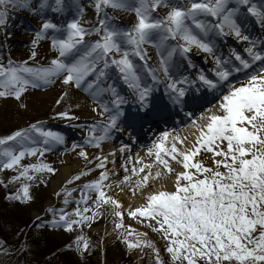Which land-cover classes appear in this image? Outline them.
I'll use <instances>...</instances> for the list:
<instances>
[{"label": "snow or ice", "instance_id": "6c2138e0", "mask_svg": "<svg viewBox=\"0 0 264 264\" xmlns=\"http://www.w3.org/2000/svg\"><path fill=\"white\" fill-rule=\"evenodd\" d=\"M32 2L33 0H0V26L7 23L9 6L13 9H30ZM137 2L138 6H133L130 0H96L97 13L102 7L135 11L138 22L127 31H121L111 25L107 14L105 19L98 20V25L91 28H84L79 20L68 23L66 29L51 21H44L35 34L32 47L35 49L40 40L46 39L49 30L53 33L66 32L64 36H52L51 46L58 53L57 58L52 59L48 67L36 69L27 67V62L13 65L9 60L7 67L0 63V98L11 96L19 100L29 86L51 84L61 75L64 76L65 85L74 82L79 88L87 77L95 74V82H89L85 90L94 89L91 93L94 100L104 92H110L112 96L111 108L108 104H102L105 112L112 113L103 126V135H93L86 141L99 148L104 140L111 138L112 130H120L118 121L123 115L120 109L126 103L115 87L105 89L99 86L109 67L115 66L118 69L124 82L136 92L142 108L147 107L146 101L153 91V86L164 83L156 75L158 70L167 80L165 87L170 102L183 106L186 103L184 98L187 88L192 87L195 81L189 80L187 76L173 77V71L179 68V65L174 63V57L179 54L188 61L189 67H195L188 56L193 48L214 56L217 37L231 35L246 42L250 45L245 48L247 59L235 50L231 53L238 64L215 57L216 80L209 79L203 73L198 74L197 79L202 86L221 93V102L215 113L199 118L203 123L197 125V138L191 148L180 151L173 144L165 151L164 141L170 135L165 132L159 142L148 150V155L151 156L153 149H157V162L170 174L173 170L168 161L161 157V152L182 165L183 171L175 175V190L150 193L145 205L130 210L128 215L155 221L156 227H153V231L162 233L169 241L166 250L171 254L174 264H199V261H204V264H264V48L257 50V42L244 33L242 22L238 20L243 16L241 9L246 8L256 23L264 28V10H258L250 0H190V6L186 8L172 5L169 0ZM50 6L49 0H41L38 10L42 13ZM161 7L170 8V11L164 18H154L153 13ZM51 8L53 12H63V0H55ZM33 14L35 15V12ZM82 14L80 10V15ZM88 36H95L97 39L85 43ZM169 41L176 43L169 44ZM261 44H264V41H261ZM145 45L157 49V55L160 57L159 69L149 66ZM76 55H79L78 59L74 58ZM70 56L73 57L72 60H68ZM117 56L119 58H116ZM35 57L36 51L33 50L31 58ZM131 57L139 58L143 64L138 66ZM257 62L260 67L250 73L246 72L247 79L241 81L239 87L231 83L229 77L233 72L250 69ZM138 68L147 71L153 86H142V76ZM59 115L62 119H75L67 112ZM32 132H37L44 138L43 144L48 149L64 142V138L59 134L42 131L37 125L0 138V170L18 171L19 175L14 177V180L31 181L35 178L31 173L54 171L47 164H21L26 156L43 155L46 150L25 146L26 141L36 143L30 135ZM10 142L18 144L20 150ZM75 147L77 146L74 145L73 150ZM201 149L213 154V167L192 162ZM125 150L126 148L120 149L121 152ZM79 155L85 160L88 159L84 151ZM97 159L100 161L97 167L103 169L105 159ZM144 171V167L139 169V172ZM133 172L136 170L133 169ZM89 174L88 171L81 172L69 183ZM150 175L151 173L144 175L137 187H147ZM156 175L158 178L160 174ZM108 178L106 172L101 173L97 180L85 184L83 191L96 193L97 210L102 205H112L116 209L115 216L122 221L123 206L119 201L107 196L103 190L104 182ZM21 192L22 195L17 193L9 198L27 202L30 199L28 186H23ZM133 193L135 194V189ZM71 195V191L67 192L65 204L69 203L68 197ZM89 199L90 197L84 196L77 204L87 205ZM50 211L55 216V211ZM90 211L93 212L92 216L83 214ZM96 214V211L87 206L83 211L78 207L71 214L61 211L59 219H54L51 224L54 228L63 227L71 232L75 225L90 226ZM68 215H74L78 219L70 221ZM122 227V222L116 224L117 229ZM75 243L77 250H81V244L83 251L88 250L89 245L83 236L78 237ZM138 246L128 244L129 248ZM145 246L152 247L150 243ZM156 255L159 256L158 250ZM157 264L162 262L158 260Z\"/></svg>", "mask_w": 264, "mask_h": 264}, {"label": "rangeland", "instance_id": "374dc122", "mask_svg": "<svg viewBox=\"0 0 264 264\" xmlns=\"http://www.w3.org/2000/svg\"><path fill=\"white\" fill-rule=\"evenodd\" d=\"M40 2L41 0H33L31 8L23 10L13 9L9 6L8 16L6 17L7 23L0 26V63L5 67H7L9 60H11L13 65H21L27 62V67L34 69L43 68L48 67L50 61L57 58L58 53L51 46L52 36H64L66 32L53 33L49 30L47 38L40 40L35 49L32 47L36 32L40 30L42 23L46 20L55 23L62 29H66L67 24L73 20H79L81 26L84 28H91L98 25V20L105 19V14H107L108 22L121 31L131 30L138 22L135 11L131 10L102 7V10L97 13L95 7L96 0H63V4L64 2L68 3L64 5L63 12H53L51 6H54L55 0H49V5L51 6L42 13L38 10ZM169 2L182 8L190 6V0H169ZM250 2L258 10H264V0H250ZM130 3L133 6H138L137 0H130ZM80 10L83 12L82 16L80 15ZM169 11L170 8L161 7L153 13V17L164 18ZM33 12H35V15ZM241 12L243 16L238 18V20L242 22L244 33L257 42V50L264 48V44H261V41H264V28H261L256 23L255 18L247 13L246 8H242ZM259 31L260 33H258ZM96 39L97 37L95 36H88L85 38V43ZM175 43V41H169V44ZM215 43L214 56L193 48L188 56L195 67H189L188 61L177 54L174 57V63L178 64L179 68L173 71V77L182 78L187 76L189 80L195 81V85L199 84V86L207 91L210 88L202 86L197 77L198 74L203 73L209 79H217L215 75V57H220L222 60H230L232 64H238L231 55L232 51L235 50L242 57L248 58L245 48L250 45L238 40L234 36L217 37L215 38ZM144 47L148 52L149 66L159 69L160 57L157 55V49L150 45H145ZM224 48H227L226 51L223 50ZM33 50L36 51L35 59L31 58ZM74 58L78 59L79 55H76ZM116 58L119 57L117 56ZM72 59L73 57L71 56L68 58V60ZM131 59L138 66L143 64V61H140L137 57H131ZM259 67L260 64L257 62L250 69L233 72L229 79L232 84L239 87L240 82L247 79L245 73H250ZM106 71L107 75L101 79L99 86L105 89L115 87L119 95L125 98L126 103L121 106L120 110L123 115L120 118L126 116L128 113H137L138 110L136 109L140 105V102L136 92L128 87L115 66L109 67ZM138 71L142 76V86H153L152 79L147 71L141 68H138ZM156 75L164 83L154 85L148 99L154 98L156 100L154 103L171 104L166 94L165 86L167 80L159 70L156 72ZM63 79L64 76L61 75L55 78L51 84L44 85L40 83L38 87L29 86L19 100L11 96L0 98V125L5 123L9 129L10 124L12 125L11 127L18 129L16 131L29 129L32 125H37L38 127H43L45 130L52 129L53 133L59 134L64 138L62 144H55L50 149L43 144L44 138L35 132H32L30 135L36 143L25 142L26 147L45 148L46 150L43 155L26 156L21 161V164L24 166L47 164L54 171L31 173L35 177L31 181L23 179L15 180L17 181L15 183L17 187L22 184L23 188L27 183L30 185L28 187L30 199L23 203L30 218L27 223L20 225L16 230L19 236L14 237V234L12 235L9 230L6 236H3L5 239L13 238L9 241V245L1 241L0 238V264H52L57 260L60 261V264H157L158 260L141 259L138 256L139 248H129L128 241L130 234L112 230L111 224H109L110 215L102 213L99 209L95 208L96 193L83 191V186L93 182L94 178H96L97 171H95L93 165L86 167L85 164H81L85 159L79 153L84 151L87 153L88 158L91 157L92 151L96 147H93L91 143H86V141L90 140L93 135L96 137L103 135V126L108 122L109 116L112 113L105 112L102 104H108L110 108L112 107L110 92H104L94 100L91 94L94 89L85 90L89 82H95V74L87 77L79 88L75 86L74 82L65 85ZM160 90L162 94L159 93ZM189 92L190 88L188 87L186 95ZM64 112H67L69 116L75 117V119L60 118L59 114ZM16 131L0 133V138L7 137ZM123 134L126 135L127 133ZM154 137H152V140ZM153 142L154 140L150 143ZM10 143L17 150H20L18 144L15 142ZM74 145L77 146L75 150H73ZM127 146L131 148L130 144H127ZM148 147L146 146L142 150L134 152L144 151ZM162 156L167 157L165 154ZM193 160L194 162L209 165L208 154L204 152L199 155L197 154ZM67 166H78V170L73 172L66 181L62 182L63 176L60 180L61 171L63 167L66 168ZM84 171H88L90 174L83 176L78 181L69 183L76 175ZM18 175V171L10 169L0 170V183L2 182L3 185V181H7L8 177L11 176L14 180V177ZM5 189V186H0V227L8 222L6 212L2 211L4 203L7 202L5 196L10 197V194L6 193ZM17 189V192L22 193L20 188ZM69 191H71L72 195L68 197L69 203L65 204L64 201ZM84 196L90 197L88 204L80 203L78 205L77 202L81 201ZM86 206L97 212L94 222L90 226L84 225L81 227L75 225L71 232L66 231L63 227H52L51 222L54 219H59L61 211L65 214H71L78 207L83 211ZM18 207L14 203H11L9 208L6 207V211L12 214L17 213ZM50 209L55 211V216ZM83 214L92 216L93 212L90 211ZM112 216L116 218L114 214ZM68 219L71 221L78 218L74 215H68ZM142 223L146 225L147 229L140 231V235L150 238L155 247L158 248L159 261L162 264H174L171 254L166 250L169 241L164 238L162 233L153 231V227H156L155 221L146 219ZM132 232H135V228ZM144 233L146 235H143ZM80 236H83L89 245L87 251L82 250V244L81 250H77L75 241ZM17 249L19 252L15 254ZM5 251L9 253H5ZM9 254L13 256H8ZM35 260H39L40 262ZM56 264L58 263L56 262ZM176 264H183V262H176ZM199 264H204V261H199Z\"/></svg>", "mask_w": 264, "mask_h": 264}, {"label": "bare ground", "instance_id": "6f19581e", "mask_svg": "<svg viewBox=\"0 0 264 264\" xmlns=\"http://www.w3.org/2000/svg\"><path fill=\"white\" fill-rule=\"evenodd\" d=\"M220 97L221 93L219 91L212 90L210 91L208 97H206L205 95H201L200 97H196L195 100L190 98V101L194 100L195 102L191 107H186L188 108L187 112L182 111V108L188 105V102L186 100V103L183 106L176 105L178 108H172V111L167 112L166 116L158 119L161 122L165 123V125L156 133L154 142L158 143L159 138L162 137L165 132H168L170 133V135L168 139L164 141L165 151H168L173 146V144H175L177 149L180 151L190 149L193 142L197 138V125L203 123V121H201L199 118L201 116H207L215 113L221 102ZM205 99V104H203V106L199 108V104L201 105ZM185 112L189 114L187 117L182 116V113ZM175 115L177 117L176 119L174 118ZM136 117L138 118V116ZM152 117L155 116L148 117V119ZM178 118L181 119L177 120ZM140 120H134L135 122L132 124H140ZM194 121L195 123H193ZM150 127L152 129H156L155 125ZM116 132V130L113 131V133ZM113 133H110V136ZM126 137L132 139L133 141L135 140V136L133 135H128ZM125 142L126 139L122 140L120 133H117L114 137L104 140L100 144L99 148L96 147L92 151L91 157H89L84 162H80L81 164H85L86 167L91 165L94 166L95 171H97V176L93 181L97 180L101 173H107L109 178L104 182L105 187L103 190L105 191L107 196L119 201V203L123 206V208L121 209V211L123 212L122 221L118 217L113 218L112 215H115L116 209L112 205H102L99 208L102 213H108L110 215L109 224H111L112 230L129 233L130 239L128 242L139 245L138 247H133L140 249V251L138 252V256L141 259L156 261L160 258V255H156V251L158 248L155 247L150 238H146L145 236L140 235V231H144L147 229L146 225L142 223L146 219L140 218L139 216L133 218L130 217L128 213L130 210H135L144 206L147 196L152 192L159 190L174 191L175 175L183 171V168L181 164L176 163V161L172 160L170 156L163 157L162 155H164L165 153L161 152V157L168 161L170 167L173 170L170 174L167 169L163 167V165L157 162L155 157V152L157 151V149H153V155H148V150L150 148H153L154 142L150 143L149 147L146 150L140 152H132L127 150L128 147L125 145ZM122 148H126V150L121 152L120 149ZM202 152L208 154L209 165L205 166L213 167V154L208 153L205 149H201V152L199 154H202ZM113 153L114 155H112ZM97 157L105 159V167L103 169L97 167V165L100 163ZM195 157H193V159ZM215 159L220 158L215 157ZM192 162H194V160ZM142 167L145 168V171L139 172V169ZM133 169L136 170L135 173L133 172ZM76 170H78V166H67L66 168L63 167L60 175V180L63 176L62 182L66 181ZM221 171H224V169H221ZM148 173H151L148 180V186L137 187L138 182H140L142 177ZM157 173L160 174L158 178L156 175ZM120 189L121 191H119ZM133 189H135V194L133 193ZM121 222L123 223V227L117 229L116 224ZM134 228L135 232L133 233L132 231ZM148 243H150L152 247H146L145 245Z\"/></svg>", "mask_w": 264, "mask_h": 264}, {"label": "trees", "instance_id": "16d2710c", "mask_svg": "<svg viewBox=\"0 0 264 264\" xmlns=\"http://www.w3.org/2000/svg\"><path fill=\"white\" fill-rule=\"evenodd\" d=\"M11 126L12 125L9 124V129H8L5 125V123L1 124L0 125V133H10L12 131L18 130L17 128H14ZM38 128H40L42 131H45V132H53L52 129L45 130V129H43V127H38ZM35 133L38 134L37 132H35ZM11 176L7 178L8 179L7 181H3V185H2V182L0 183V186L6 187V189H5L7 191L6 193L10 194V197L15 196V195H17V193H19V191L18 192L16 191V190H18L17 188H20V190L22 189V184L19 187H17V185L15 184L17 181L13 180L11 178ZM9 178H11V179H9ZM27 185H28V187L30 186L29 183H27ZM20 194L22 195V193H20ZM5 197H6L7 202L4 203V208L2 209V211L6 212L8 222L5 223V224H7V226H5V224H4L0 227V238H1V241L5 242L7 245H9V243H10L9 241L12 240L13 238L5 239L3 236H6L8 230H9L10 233L12 235L14 234L13 236L16 237L18 235L16 230L18 229V227L20 225L27 223V221H29L30 216H29L28 211L24 208L22 202H20L19 200H18V202H16L15 199H10L9 197H7V195ZM11 203H14L16 207L19 206L17 209L18 211L16 210L17 213L15 212L12 214L11 212L6 211V209H7L6 207L9 208V205ZM15 249H16V247H15ZM18 252L19 251L17 249L15 254H17ZM5 253H9V252L5 251ZM8 256H13V255L9 254ZM35 261H39V260H35ZM56 262L58 264H60V261L57 260ZM56 262H53V263L51 262V263L56 264Z\"/></svg>", "mask_w": 264, "mask_h": 264}]
</instances>
